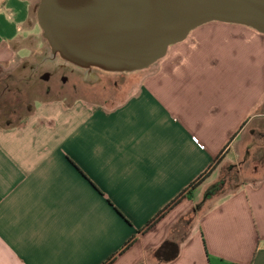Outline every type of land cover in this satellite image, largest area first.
<instances>
[{
    "label": "crops",
    "instance_id": "crops-1",
    "mask_svg": "<svg viewBox=\"0 0 264 264\" xmlns=\"http://www.w3.org/2000/svg\"><path fill=\"white\" fill-rule=\"evenodd\" d=\"M32 15L0 0V66L39 45ZM39 101L0 126V264H264V179H216L260 115L264 35L203 25L116 107Z\"/></svg>",
    "mask_w": 264,
    "mask_h": 264
},
{
    "label": "water",
    "instance_id": "water-1",
    "mask_svg": "<svg viewBox=\"0 0 264 264\" xmlns=\"http://www.w3.org/2000/svg\"><path fill=\"white\" fill-rule=\"evenodd\" d=\"M37 19L53 59L85 70L135 73L212 22L264 35V0H40Z\"/></svg>",
    "mask_w": 264,
    "mask_h": 264
},
{
    "label": "rangeland",
    "instance_id": "rangeland-1",
    "mask_svg": "<svg viewBox=\"0 0 264 264\" xmlns=\"http://www.w3.org/2000/svg\"><path fill=\"white\" fill-rule=\"evenodd\" d=\"M33 7L31 25L37 30L25 42L38 46L30 47L31 52H21L19 58L8 66H0V126H14L31 112L39 100H56L66 104H82L89 102L96 105L107 104L111 107L125 103L135 95L143 82L145 71L135 73H97L103 75L104 81L99 85L84 89V75H72L68 71L60 70L69 78H75L79 83V91L73 92L70 85H64L61 77L55 76V64L51 60V50L43 37L38 24L37 10L40 0H30ZM27 35V32L25 33ZM27 44V45H26ZM29 56L27 61L22 59ZM61 62L58 61L57 64ZM59 72V71H58ZM50 73L51 80L46 81L43 75ZM250 94L257 91L250 81ZM259 86V90H260ZM51 89V92H49ZM258 89V88H257ZM85 90V92H84ZM39 99V100H38ZM258 110L264 114V103ZM261 117L250 120L243 134L237 140L233 151L227 157V163L218 171V182L225 188L234 189L242 181L264 179V121ZM238 157L236 158V155ZM237 161L236 165H231ZM204 178L200 182H204Z\"/></svg>",
    "mask_w": 264,
    "mask_h": 264
},
{
    "label": "flooded vegetation",
    "instance_id": "flooded-vegetation-1",
    "mask_svg": "<svg viewBox=\"0 0 264 264\" xmlns=\"http://www.w3.org/2000/svg\"><path fill=\"white\" fill-rule=\"evenodd\" d=\"M51 60L55 61L54 64H55V76L57 77H61V81L64 85H70L71 89L73 92H77L79 91V83L77 82H74L75 81V78L74 76L76 75H84V89H88V87H92L95 86V85H99L100 83H102L104 81V77L103 75L97 73L96 71H101V73H107V72H104L102 70H99V69H92V70H85V69H82V68H79L77 66H74L70 63H67L65 62L64 60L62 59H53L52 57V54H51ZM59 62H61L60 64H57ZM60 70H63V71H68L67 73H70L73 76V78H69L68 76H65L64 73H60ZM59 71V72H58ZM110 74V73H109ZM111 74H114V73H111ZM50 73H47L45 75L42 76L43 79H45L46 81H50L51 80V77H50ZM49 92H51V89H49ZM85 92V90H84ZM259 117H261L264 121V114H260Z\"/></svg>",
    "mask_w": 264,
    "mask_h": 264
},
{
    "label": "trees",
    "instance_id": "trees-1",
    "mask_svg": "<svg viewBox=\"0 0 264 264\" xmlns=\"http://www.w3.org/2000/svg\"><path fill=\"white\" fill-rule=\"evenodd\" d=\"M204 177H202L201 179H199L198 181H196L192 186H191V189L188 191V193L186 194V196H188V197H191V193H192V191H193V189L195 188V187H197V186H199L200 185V182L202 181V179H203ZM220 189H221V187L218 185V186H216V187H214V189H212V191H211V193L208 195V198H210V196H212V195H214V194H216L217 192H219L220 191ZM184 195H182V197H183ZM181 198V197H180ZM167 210V209H166ZM165 212L166 211H162V213L160 214V216L158 217V218H161V216H163L164 214H165Z\"/></svg>",
    "mask_w": 264,
    "mask_h": 264
}]
</instances>
